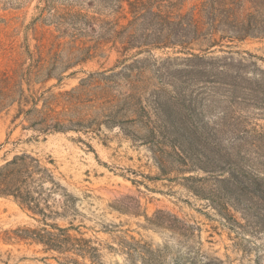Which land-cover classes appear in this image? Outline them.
I'll list each match as a JSON object with an SVG mask.
<instances>
[{"label":"rangeland","instance_id":"374dc122","mask_svg":"<svg viewBox=\"0 0 264 264\" xmlns=\"http://www.w3.org/2000/svg\"><path fill=\"white\" fill-rule=\"evenodd\" d=\"M202 2L183 0L176 7L207 22ZM67 3L51 0L43 20L44 0H0V166L26 152L51 170L70 200L63 212L60 197L47 196L60 216L46 224L73 227L69 233L98 255L76 257L79 264H264V35L224 43L222 49L232 51L234 59H245L247 75L236 77L235 87L205 88L178 71L174 58L183 57L180 53L155 50L134 57L136 49L123 54L119 43L94 37L88 29L84 37L60 36L49 11ZM252 6L243 1L237 13L254 12ZM82 12L126 24L108 9L83 6ZM167 58L164 68L174 80L185 81L176 89H158L151 72L155 62ZM135 59L140 63H132L134 84L106 79ZM258 79L263 82L253 83ZM126 95H140L141 101L125 100ZM164 96L195 105L193 118L208 122L209 131V138L195 136L198 144L234 153L252 175L245 189L232 188L235 201L226 216L189 190L196 179H184L206 173L179 174L174 169L182 168L169 164L162 172L145 134L129 122L153 118V101ZM34 104L42 114L28 112ZM175 107L171 111L180 117ZM40 117L67 130L45 132L35 121ZM155 141L154 151L170 142L169 137ZM39 219L0 197V264H64L57 252L14 238L17 229L50 230Z\"/></svg>","mask_w":264,"mask_h":264},{"label":"trees","instance_id":"16d2710c","mask_svg":"<svg viewBox=\"0 0 264 264\" xmlns=\"http://www.w3.org/2000/svg\"><path fill=\"white\" fill-rule=\"evenodd\" d=\"M181 1L183 0H68L67 5L61 9H52V13L49 11V17L56 20L55 26L62 37H84L88 29L94 37H109L107 42H113L114 46L119 43L123 54L136 49L134 57L144 53L150 55L155 50H170L183 55L174 58L178 61L175 66L180 68V73L186 72L194 76V84L205 88L235 87L236 77L247 75L248 67L244 58L234 59L232 51L222 48L224 43L264 35V0H203L201 12L207 22L197 21L192 14L178 12L176 5ZM243 1L249 2L255 9L240 17L236 6ZM44 3L40 10V18L43 20L46 18L43 17L44 14L50 10L51 0H44ZM83 6L108 9L118 19L126 20V24L119 25L117 20L104 21L90 16L82 12ZM117 37L120 41H117ZM216 52L225 53L226 56H213ZM247 56L253 57L251 54ZM170 59L167 58L163 63L155 62L156 67L151 71L158 89H176L178 84H185L181 79L174 80V74L169 73L167 67L164 68L166 61ZM132 63L138 64L140 61L135 59L121 71H112L106 79L116 85L121 81L134 84ZM137 76L140 78L139 84L143 81V72ZM262 82L263 79H258L253 83ZM137 97L141 101L140 95H126L123 99L136 100ZM178 101L180 99L176 96L155 97L154 106L150 108L153 118L148 116L138 122H129L138 125L145 134L143 140L152 145L153 159L162 172L167 170L169 164L181 167L182 169H174L179 174L197 171L206 173L207 177L188 176L184 179H196L197 185L188 187L189 190L226 216L229 202L235 201L232 188H244V184L253 177L243 169L244 163L234 158V153L225 150L208 151L198 144L195 136L209 138L208 122L193 118L196 108L191 102L186 104ZM171 105L176 106L174 109L179 112L180 117L173 115ZM28 112L42 114L37 104ZM132 112L136 114L135 111ZM35 121L44 127L45 132L67 130L60 122L49 123L46 117ZM201 136L199 141L203 138ZM158 137H169L170 142L154 151L157 142L155 138ZM167 155L168 161L165 159ZM53 195L60 197L58 207L64 212L70 200L69 194L55 180L51 170L33 155L22 152L0 166V197L11 198L22 209L39 216V222L44 227L50 228L17 229L12 232L14 238L38 243L46 251L57 252L64 264H79L76 257L96 259L98 255L95 250L88 245H81L83 240L69 233L73 227L61 228L55 224H46L52 216H60L48 204L47 196Z\"/></svg>","mask_w":264,"mask_h":264},{"label":"clouds","instance_id":"9594fccd","mask_svg":"<svg viewBox=\"0 0 264 264\" xmlns=\"http://www.w3.org/2000/svg\"><path fill=\"white\" fill-rule=\"evenodd\" d=\"M162 243H163V241H162ZM168 243L170 245H175L176 242H175V240H169ZM182 251H187V249H182Z\"/></svg>","mask_w":264,"mask_h":264}]
</instances>
